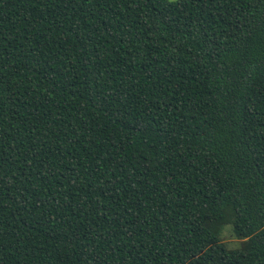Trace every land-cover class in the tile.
I'll use <instances>...</instances> for the list:
<instances>
[{
  "label": "trees",
  "instance_id": "trees-1",
  "mask_svg": "<svg viewBox=\"0 0 264 264\" xmlns=\"http://www.w3.org/2000/svg\"><path fill=\"white\" fill-rule=\"evenodd\" d=\"M0 264H264V0H0Z\"/></svg>",
  "mask_w": 264,
  "mask_h": 264
},
{
  "label": "rangeland",
  "instance_id": "rangeland-1",
  "mask_svg": "<svg viewBox=\"0 0 264 264\" xmlns=\"http://www.w3.org/2000/svg\"><path fill=\"white\" fill-rule=\"evenodd\" d=\"M169 1H176V0H169ZM222 242L226 245L229 249L237 248L240 244V240L235 238L232 233L230 226H226L221 235Z\"/></svg>",
  "mask_w": 264,
  "mask_h": 264
}]
</instances>
